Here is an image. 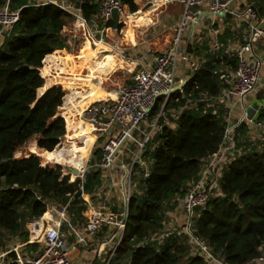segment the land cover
<instances>
[{"label": "trees", "instance_id": "16d2710c", "mask_svg": "<svg viewBox=\"0 0 264 264\" xmlns=\"http://www.w3.org/2000/svg\"><path fill=\"white\" fill-rule=\"evenodd\" d=\"M121 1L130 12L137 11L134 0ZM249 2L264 17V0ZM12 3L13 0L9 7L19 9V18L11 29H6L8 38L0 46V229L26 242V224L30 223L32 237L36 235L48 202L66 205L80 219L86 204L82 196L76 195L81 180H71V172L64 173L60 164L42 165L37 155L16 158L15 152L35 138L34 146L46 151L45 159L62 161L77 169L86 154L74 140L58 146L66 134L65 120L57 114L63 102V88L52 85L40 92L44 86L42 62L65 44L61 31L71 16L51 3ZM96 11V3L82 6L86 18ZM223 32L218 51L195 45L194 50L202 48L200 57H204V64L186 79L183 93H173L165 103L164 111L183 109L174 128L165 126L160 118L162 127L152 142H146L142 157L149 158L148 175L143 177L141 167L134 164L133 178L139 175L141 194L133 192L129 196L125 229L111 264H205L200 257L188 255L185 238L175 234L159 245L139 243L162 226L164 208L173 207L184 196L187 183L200 170L201 160L216 152L223 141V108L216 113L214 107L204 112L185 108L188 100L199 101L202 95L218 96L227 87L223 74L235 69L236 58L221 51L232 36L228 26ZM106 60L112 63L113 56L107 55ZM21 64L28 67L18 68ZM159 100L161 103L163 99ZM200 106L197 104V110ZM159 110L158 103L150 115L156 116ZM257 119L264 121V107ZM240 135L245 138L239 139ZM235 140L236 147L248 144L244 124L237 130ZM99 151L100 148L96 150L98 160ZM100 182L101 170H88L82 180L83 192L92 191ZM218 187L219 196L196 207L195 232L228 263L246 262L264 246V149L241 148L239 155L224 166ZM25 246L27 250L36 248L34 244Z\"/></svg>", "mask_w": 264, "mask_h": 264}, {"label": "built area", "instance_id": "2783aa9c", "mask_svg": "<svg viewBox=\"0 0 264 264\" xmlns=\"http://www.w3.org/2000/svg\"><path fill=\"white\" fill-rule=\"evenodd\" d=\"M182 4L181 17L174 29L171 46L162 52L153 54L152 64L142 66L131 76V82L124 85L118 97L113 101H96L86 107L81 113L83 120L94 126L97 133L96 139L102 140L101 157L93 165H85L78 169L80 185L78 191L83 192L82 180L88 170L107 169L112 166L113 158L126 141L135 143L137 152L129 168L127 185L131 183L134 173V164L142 169V176L148 175L146 161L140 159L147 141L153 139L162 127L159 119L166 121L168 117L164 113V105L173 93H183L185 77H175V68L178 59L183 64L188 59V45L181 46V40L186 32L193 33L203 22L210 18L207 32L215 36V40L209 44L208 51H218L222 47L219 42V31L214 27L217 19L231 18L239 23L244 34L242 41L234 51H226L229 44L222 48L227 55H234L236 66L233 71L225 70L223 78L227 87H224L218 96L202 95L200 101L207 103L223 104V121L225 124L223 141L213 154L201 160L200 170L196 177L192 178L186 186L182 203L183 219L178 225L168 229L165 222L157 231L151 232L139 245L147 242L162 244L167 237L175 234L185 238L187 253L190 256H198L205 264H232L228 263L221 255L216 254L211 246L195 232L194 222L197 217L196 207L203 206L208 198L221 194L218 182L224 166L241 152L236 147V132L242 124L246 127L248 149L250 146L261 151L264 149V121L257 119V114L264 107L263 101L257 100L246 103L245 98L250 95L259 83L260 74L264 64V52L258 47L264 43V17L251 5L249 0H179ZM11 0H0V27L7 30L19 18V9L9 7ZM51 3L66 11L73 20L80 23L86 29V35L94 43L102 44L106 40V29L113 23L112 13L116 10L120 24V18L125 14V5L121 0H31L30 5H42ZM96 3L95 15L86 18L82 12L83 4ZM235 5V6H234ZM97 22L101 25H97ZM118 24V25H119ZM113 30L117 27L110 26ZM71 40L76 42V36L72 34ZM189 40V38H188ZM177 90L175 87L179 86ZM162 98L160 103L159 99ZM160 104V110L154 119L149 120V115L156 104ZM181 109H173L172 115L178 116ZM234 121V118L237 117ZM148 119V129L143 130L138 137L134 131L139 124ZM254 130L256 136L250 135ZM228 150H231L230 152ZM236 153V154H235ZM229 156L227 158L226 156ZM68 170V169H67ZM68 172H70L68 170ZM136 185L138 184L135 182ZM130 196V184L124 192V202L128 203ZM48 204V203H47ZM65 206L61 213L65 211ZM126 213L121 210L113 213L103 209L93 210L81 224L84 232L94 236L99 230L104 229L106 242L112 243V248L104 258L102 264H111L115 249L118 247L126 222ZM32 237V228L27 225L29 236L23 245L39 242L38 249L19 252L18 247L0 251V264H68L70 253L76 249L77 244H69L64 240L61 227V219L44 224ZM35 222V221H34ZM31 222V223H34ZM83 242V241H82ZM105 242V243H106ZM14 253L12 255L11 253ZM236 264H264V246L254 258Z\"/></svg>", "mask_w": 264, "mask_h": 264}, {"label": "crops", "instance_id": "0c3cea01", "mask_svg": "<svg viewBox=\"0 0 264 264\" xmlns=\"http://www.w3.org/2000/svg\"><path fill=\"white\" fill-rule=\"evenodd\" d=\"M134 1L138 6L137 11L130 12L125 6V14L120 18L118 28L116 30L110 28V26L113 25L111 22L106 29L105 43L102 44L94 43L87 37L86 29L80 23L70 18L61 31L65 44L61 48L55 49L49 55V58L42 62V66L40 67V74L44 77L45 84L40 89V92L52 85H60L63 88V102L58 108L57 114L62 116L65 120L66 134L60 140L58 146L67 145L71 140H74L77 148L84 149L86 155L83 158L81 167L93 165L99 161L96 156V150L100 148L99 156H101V145L103 143L102 140L96 139L97 133L94 131V126L83 120L81 113L86 107L96 101L115 100L121 88L131 82V76L137 69L142 66H150L152 64L153 54L165 51L171 46L174 29L181 17L182 4L179 0ZM30 2L31 0H28V3ZM209 22L210 18H207L203 24L198 27L196 38H194L193 42L190 39H185V45H191V50H188V52L196 51L194 50L195 44L209 48L210 39L209 43H206V40H208L206 33H209L207 32ZM232 22L233 20L231 18L217 19V24H219L217 26L221 29V33H219L220 39L223 37V30L226 26L232 31L231 38L225 42L227 43L226 46L235 41L240 43L244 36L241 32L239 23H236V29L234 30ZM97 25H101V23L97 22ZM72 34L76 36V42H73L75 39H70ZM7 35L8 32L5 28H2V30L0 29V46L7 40ZM202 36L205 37H203L200 43H197ZM259 47L260 51L264 52V43H260ZM106 55L113 56L110 69L105 72L95 73L93 76L89 77V66L93 65L94 62L104 61ZM198 60L201 62L200 65L204 64V57L199 56ZM195 68L197 67L195 66L193 69H190L188 76H180L185 77V79L189 78ZM200 100L199 98L198 104L203 103ZM194 101H196V99L188 100L185 108H189ZM210 104L215 108V113L219 108L223 107V104L217 103V101L213 103L210 102ZM180 109L182 110L183 108ZM172 111L173 108H170L165 112L168 117V119L164 121L165 126L172 127L175 125L177 117L172 115ZM165 126H163V128ZM139 131L140 133L142 132L141 129H139ZM136 136L139 137L140 135ZM127 143L129 145H135V143L130 141ZM247 145H242L239 148L245 147L248 150ZM126 149L129 150V147L127 146ZM45 152L46 151L37 148V146H34V149L30 153L19 157H16L14 154V156L16 158H21L37 155L41 158L40 161L42 165H49L47 160H44ZM136 152L137 147H135L133 151H128V153L121 151L118 155V161L115 162V164L113 163L112 166L107 169H101L100 184L94 187L92 191L85 193L87 197L85 195L82 196L86 204L85 209L81 213L82 219L72 210L70 214H68V209L66 207L65 211L61 213V209L65 205H60L56 202H48L46 212L41 217L43 223L50 224L51 220L56 221L61 219L60 230L66 242L69 244H77L74 251L78 250L79 247L85 246L81 240L79 231L84 232L81 224L93 210L103 209L113 213L123 210V206L125 205L124 192L129 187V184L130 189L131 185L135 188L133 192L141 194V191L137 190L139 175H137V178L132 177L131 183L127 185L128 171L132 165ZM140 159L149 163V158L147 157H141ZM65 164L71 166L68 163ZM114 167L117 168L116 171L112 169ZM114 174L117 177H114ZM135 182L138 184L136 185ZM115 187L119 188V192L113 194V189ZM120 197L122 199H120ZM55 211L58 213L57 216L54 214ZM163 215V225L166 222L168 224V229L181 223L183 219L181 200L178 199L173 207L164 208ZM29 224L30 223H27V225ZM157 230L158 229L155 231ZM98 232L103 234L102 231ZM105 242L106 235L104 232L102 238L98 239L96 243L94 249L95 257L92 260L86 261L85 264H102L106 257L105 254L107 249L105 250V247L109 244V242ZM32 244L36 246L35 249H38L40 245L39 242ZM103 250L104 252H102Z\"/></svg>", "mask_w": 264, "mask_h": 264}, {"label": "rangeland", "instance_id": "374dc122", "mask_svg": "<svg viewBox=\"0 0 264 264\" xmlns=\"http://www.w3.org/2000/svg\"><path fill=\"white\" fill-rule=\"evenodd\" d=\"M22 1L23 0H13V3L12 4L14 5L16 3H21ZM24 1L28 2V0H24ZM236 23H238V22L235 21V20H233L232 25L234 27V30L236 29L235 28L236 27ZM215 25L216 26L214 27V29L217 30V31H219V33H221L220 32L221 29L217 26L219 24H215ZM222 27H225V26H222ZM237 28H238V26H237ZM184 36H185V38L183 37L182 40H181V43H180L181 46H183V45L185 46V39L186 38L187 39L189 38L193 42L194 38H196L195 37L196 36V30H194L192 34H190L189 32H186L184 34ZM206 36L208 37L207 38L208 40H206V43H209V39H210V43L215 40V36L214 35H211L209 33H206ZM203 37H205V36H202L201 39L199 40V42H197V40H196V42L197 43H200V41L203 39ZM238 44H239V42H237V41L232 42L225 50L226 51H234ZM258 49H260V47H258ZM201 50H202V48H199V49H197L194 52H188V59L183 64L184 70H185L183 72V75L184 76H188L189 75V72H190V69L191 68L193 69V67H195V66L196 67L200 66V63L201 62L198 60V58H199V56L202 55L201 52H203V51H201ZM111 66H112V63H110L107 60L106 61L104 60L102 62H97V63L94 62L93 65L89 66L90 67L89 77L90 76H93L95 73L105 72V71L109 70ZM180 75H182V64H181L180 60L178 59L177 64H176V68H175V77L177 78ZM245 100H246V103L247 104H248V102L249 103H252V101H257V100L263 101V104H264V64H263V67H262V71H261V74H260V79H259L258 85L256 86L255 90L250 95H248L245 98ZM197 104H198V101L192 102L191 105H190V107H189V109L190 110H193L194 112H198V111L204 112L207 109H209V108L212 107L211 104H210V102L207 101V103H201V106L199 107V110H197V108H198L197 107ZM168 110L169 109L165 110L164 113L167 112ZM158 113H159V111L157 112V114ZM156 116H153V114H151V115H149V118L148 119L149 120L154 119ZM237 118H238V116L234 118V121H236ZM148 119H144L139 124L138 129L134 131V135H141L142 132L140 133L139 129H141L142 131L148 129V124L150 122ZM174 127H175V125L172 126V128H174ZM249 134L251 136L252 135L256 136L258 134V131L257 130H254L253 133L251 132ZM240 136L241 137L239 139H244L245 138V136H242V135H240ZM150 140L152 142V139H150ZM34 141H35V138H32L27 143H25L24 145H22L15 152V156L16 157H19L21 155H26V154L30 153L34 149ZM127 142H129V141H126L124 143V145L120 147V149L117 151L116 155L114 156V158H113V163L114 164H115V162L118 161V155L121 153V151H124L125 153H128V151H130V150L131 151L135 150L136 145H129ZM127 146L129 147V150L126 149ZM228 151L230 152L231 150H228ZM226 157L229 158L228 155ZM44 160H47V159H45V157H44ZM47 163L49 165H51V166H54L56 164H60L62 171L64 173L67 172L66 167L68 165L65 164L62 161L61 162H56L54 160L53 161H50V160L48 161L47 160ZM112 169L116 171L117 168L114 167ZM114 177H117V176L114 174ZM76 178H80V176H73L70 173V179L71 180L76 179ZM134 190H135V188H133L132 185H131L130 195L132 194V192ZM138 190H140V188H138ZM117 192H119V188L118 187H115L113 189V194L114 193L116 194ZM138 195H140V194H138ZM120 199H122V198L120 197ZM70 211L71 210L68 209V214H70ZM54 214H55V216H57L58 213L55 211ZM1 230L2 229H0V251L6 250V249L9 250V249H12L14 247H18L19 252H24V251L27 250L26 249V246L23 245V242L20 241L17 237L10 236L9 234H7L6 232L1 231ZM99 231L100 232L102 231L103 234H104V230L103 229L102 230H99ZM79 232H80L79 234H80L81 240L83 241V243L85 244V246L79 247L78 250L73 251V252L70 253V260H69V263L68 264H85L86 261L92 260L95 257V254H94L95 253V250L94 249H95L96 243H97L98 239H101L102 236H103V234L102 233H99V232L96 233L94 236L88 235L87 232H82V231H79ZM64 240H66V239H64ZM1 243H3V246H2ZM111 248H112V243H109L108 245H106L105 250L106 249L108 250V251L106 250V254H105L106 256L110 252ZM102 252H104V250ZM90 257H92V258H90ZM119 264H123V263L121 262Z\"/></svg>", "mask_w": 264, "mask_h": 264}, {"label": "water", "instance_id": "95a60500", "mask_svg": "<svg viewBox=\"0 0 264 264\" xmlns=\"http://www.w3.org/2000/svg\"><path fill=\"white\" fill-rule=\"evenodd\" d=\"M233 1H235V0H232V2ZM112 20H113V27H117L118 24H119V20H118V14H117L116 10H114L113 13H112ZM27 67H28L27 64H21L18 68L23 69V68H27ZM178 87H180V85L177 86V87H175V90H177ZM67 169L71 172L72 175L78 176L79 171H78L77 168H75L73 166H68ZM76 195L77 196H80L81 195V191H77L76 192ZM123 211L126 213V217L125 218H127V211H128V209H127V203H125L124 208H123Z\"/></svg>", "mask_w": 264, "mask_h": 264}, {"label": "bare ground", "instance_id": "6f19581e", "mask_svg": "<svg viewBox=\"0 0 264 264\" xmlns=\"http://www.w3.org/2000/svg\"><path fill=\"white\" fill-rule=\"evenodd\" d=\"M79 169V168H78Z\"/></svg>", "mask_w": 264, "mask_h": 264}]
</instances>
